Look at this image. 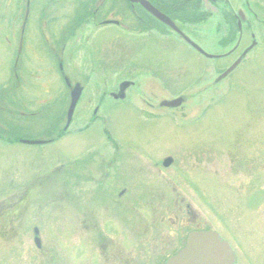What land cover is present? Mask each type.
<instances>
[{
  "label": "rangeland",
  "instance_id": "rangeland-1",
  "mask_svg": "<svg viewBox=\"0 0 264 264\" xmlns=\"http://www.w3.org/2000/svg\"><path fill=\"white\" fill-rule=\"evenodd\" d=\"M15 1L0 0V7L15 13ZM46 1L54 4L48 16L60 20L77 12L73 1L89 0ZM244 1L208 5L211 16L205 22L183 24L182 29L206 52L228 53L238 33L229 35L236 38L229 45L232 41L224 39L221 24L238 7L247 11ZM249 1L252 8L258 7L255 0ZM246 11L239 51L252 44L254 33L260 46L251 60L217 85L215 80L234 57L207 60L175 37H159L157 43L149 36L125 34L100 41L105 36L92 33L91 24L84 34L79 28L75 31L68 74L86 91L69 138L41 148V155L36 148L9 146V140V145L0 143V207L16 212V217L0 223V264H162L198 229L215 230L237 246L239 264H264V5L259 6L262 21L257 30L256 19ZM113 31L110 38L123 33ZM96 73L106 80L114 74L110 91L130 74L138 80L132 78L137 83L126 103H113L103 97ZM9 74L1 68L0 87H7ZM43 75L33 84L55 78V73ZM45 94L50 102L56 97L49 86ZM175 97L186 98L180 109L160 108L161 101ZM104 99V118H110L104 127L111 131L122 159L111 177L102 173V161L109 162L116 152L101 124L91 121L93 108ZM44 114L33 122L21 117L24 122L17 126L13 118L6 122L36 137L50 127L49 120L43 122ZM2 126L8 128L6 123ZM135 143L137 147L130 148ZM238 154L240 164H233ZM171 155L176 163L165 169L162 161ZM210 159L212 164L207 163ZM60 162L66 168L62 175L52 171ZM131 165V178H124ZM49 171L52 176L44 177L51 175ZM34 183L36 194L26 195ZM123 186L130 194L118 204L108 200L113 213L109 215L103 192L115 193ZM176 202H181L178 207ZM90 216L94 222H84ZM35 227L40 230V249L34 241Z\"/></svg>",
  "mask_w": 264,
  "mask_h": 264
},
{
  "label": "flooded vegetation",
  "instance_id": "flooded-vegetation-1",
  "mask_svg": "<svg viewBox=\"0 0 264 264\" xmlns=\"http://www.w3.org/2000/svg\"><path fill=\"white\" fill-rule=\"evenodd\" d=\"M56 1L57 0H53L54 3ZM149 1L155 8L172 18L176 23H183L186 25L194 24L191 20L180 18L181 6H177L179 5L180 0L176 3L171 2L176 5L174 8H171V4L167 0ZM219 1L222 0H184L182 3L188 13L194 11L198 12L200 17H203L204 15L209 17L211 16V13L206 7H208V5L213 6L214 4H218ZM223 1L227 5L229 4V6H233L232 3L234 0ZM235 1L238 2L241 0ZM255 1L258 3L256 9L250 6L249 0L246 2L244 1V5L248 9L245 11L252 14L256 19V27L254 30H257L262 21L260 18L259 6L261 7L264 5V2L263 0ZM73 3L75 4L78 13L75 12L73 13L74 15H71L70 17L67 15L66 18L60 17V20H58L57 16H48L49 9L54 4L46 0H16L15 13L4 9L3 6L0 7V70L1 68H4L9 69L11 72L6 81L7 87H3V89L0 90V126L5 123L8 125V128L3 126V128L0 127V143L9 145L10 143H6L9 140L11 142L9 146L36 148L40 151V154L38 155H41L42 153H45L41 148L53 145L57 146L59 143L61 144V142L63 143L64 140L69 138L68 130L65 128L70 84L72 85V81L69 80L70 77L68 74V56L69 51H71L70 46L73 44L70 40L75 36V31L78 28L82 30L80 34H84L86 33L85 30L90 28L89 24H91L92 33L94 32L95 35L103 34L105 36V38H101L100 36V41H105L106 38H121L124 37L125 34L139 36L142 39H144V36H149L151 40H155L157 43L160 40L159 37H174V35L169 33L170 31L165 28L162 23L158 22V20L151 16L142 6H132L128 0H89L87 4L85 1H73ZM3 4L4 2L0 3V5ZM22 6L25 7L24 10L21 8ZM196 7H198V10H196ZM59 9L60 8H58V10ZM243 9L238 7L236 12L234 10L231 11V14L227 16L225 21L221 24L226 33L224 36L225 40L229 39V35L240 33V23L243 21L239 14L240 11H244ZM207 17L200 22H205V20L208 19ZM228 18L231 21L230 24L227 21ZM246 22H248V19H246ZM133 25L135 26L133 27ZM113 28H118L123 33H115V35L110 38L109 33H114ZM119 34L121 35L117 36ZM251 38H253V41L255 39L258 44L260 43V38L257 34H251ZM142 43L145 44V40L142 41ZM124 49L130 50L131 48L126 46ZM43 73H46V75L50 74L51 76L52 73H55V78L53 79L52 77L51 79H48V82L40 81L33 84V79L35 77H45ZM95 76H97L96 79H98L105 88L110 86V80L114 78V74L111 78H107V80L99 73H96ZM128 77L129 79L125 78L123 79V82L131 81L132 85L130 89H132L136 86L138 79L133 77L132 74L128 75ZM56 79L58 80L56 81ZM48 86L51 95L56 92V97H54L55 100L53 102H50L52 98L45 94L48 92ZM54 89H56V91ZM41 94L42 96L40 97L39 95ZM53 103L55 106H51ZM25 104L27 106H25ZM30 107L33 110L30 109ZM99 109L100 107H97V112H94L95 117H97ZM41 114H44V117H42L44 118L43 122L45 120L48 122L49 120L50 127L46 128L39 136L31 137L15 127L18 123L20 124L24 122L22 121L24 119H21V117L33 122V119H38ZM8 118L16 120V124L14 125V122L13 124L7 123L6 119ZM26 130H29V128ZM104 135L107 136V141L110 142L111 147L116 152V156L113 157V159H110L109 162H106L105 160L102 161L104 162V170L102 173L106 177H111L110 171L117 170L119 164L122 162L120 157L121 151L118 145L111 140V134L105 133ZM34 140L43 141L44 144L31 146L24 143ZM194 157L196 158V155H194ZM208 158L209 156L207 152H205L204 160ZM59 160H61V158ZM211 160L212 159L207 160V163H211ZM237 161L238 162H234L233 164H240L239 154ZM127 162L128 161L124 159V163ZM174 163H176V159H174ZM132 167L133 166L131 165V168ZM131 168L130 174L127 170L124 172V178H131ZM65 170V165L60 162V165L58 166L57 163L52 171H61L62 175ZM48 173L51 175L43 176L51 177V171ZM39 178L43 177L41 176ZM34 184V187L32 184L26 195L36 194V183ZM103 193L104 195H102V193H99V195H102L103 199L107 200V203L104 202L106 203L104 206L107 207L106 211L109 215H112L113 213L108 200L118 204L120 201L125 200L130 194L127 186H123L122 189L118 188L115 193L109 192L108 194L106 191ZM182 202H184V200ZM179 204V202H176L177 207ZM13 210H15V208H13ZM15 215L16 212L13 213L9 210H3V206L1 205L0 223H4L5 220H9L11 217H16ZM90 221L94 222L93 217L91 216L88 221L84 222ZM88 225L89 224L87 223L85 228H87ZM96 226L99 227V223H96ZM153 263L154 262L141 264Z\"/></svg>",
  "mask_w": 264,
  "mask_h": 264
},
{
  "label": "water",
  "instance_id": "water-1",
  "mask_svg": "<svg viewBox=\"0 0 264 264\" xmlns=\"http://www.w3.org/2000/svg\"><path fill=\"white\" fill-rule=\"evenodd\" d=\"M133 3L141 4L147 9L153 16L158 20L171 27L174 31L180 34L181 38L184 39L189 45L195 50L204 55L207 58H220L222 56H215L206 53L198 44L192 41L184 33H181L176 25L165 15L158 12L151 4L146 0H130ZM252 49H248L246 53L225 73H223L216 83L221 82L228 77L242 62L243 58ZM128 84H124L122 89L125 90ZM83 87L77 85L72 91V102L69 109L68 125L71 124L76 106L81 98ZM184 103L183 98H179L173 101H166L163 106L169 108H177ZM171 160L166 161L165 165H169ZM39 232L36 230V235ZM36 243L39 245V238H36ZM167 264H235V256L230 248L229 244L224 242L221 237L213 231L207 232H192L189 234L186 242V246L174 257L170 258Z\"/></svg>",
  "mask_w": 264,
  "mask_h": 264
},
{
  "label": "trees",
  "instance_id": "trees-1",
  "mask_svg": "<svg viewBox=\"0 0 264 264\" xmlns=\"http://www.w3.org/2000/svg\"><path fill=\"white\" fill-rule=\"evenodd\" d=\"M169 1V3L171 4V8H174L176 7V5L172 4L171 2L173 3H176L178 0H167ZM184 0H180L179 1V5L177 6H181V10H180V15H181V19H184V20H191L192 23H200V21L204 20L205 19V15L203 17H200L199 13L198 12H191V13H188L186 11V9L183 7L184 4L182 3ZM199 1V0H197ZM181 2V3H180ZM196 10H198V7H196Z\"/></svg>",
  "mask_w": 264,
  "mask_h": 264
}]
</instances>
